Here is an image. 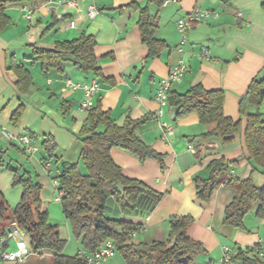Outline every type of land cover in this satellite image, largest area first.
<instances>
[{
    "label": "crops",
    "instance_id": "obj_1",
    "mask_svg": "<svg viewBox=\"0 0 264 264\" xmlns=\"http://www.w3.org/2000/svg\"><path fill=\"white\" fill-rule=\"evenodd\" d=\"M74 1L79 8L59 0H43L37 8L28 2L7 7L11 24L0 34V157L4 153V162L14 160L15 154L19 161L25 158L26 168L30 166L37 173L43 186L50 179L40 149L45 137H51L57 146L54 159L58 164L54 165V172L59 171L62 162L79 163L83 145L78 137L89 112L81 110L83 90L70 88L68 82L85 84L96 80L99 90L95 105L100 100L102 109L120 126L127 119L147 118L138 135L163 158L162 164L155 159L141 163L126 150L111 151L126 177L164 195L149 221L146 217L119 214L118 218L124 222L146 225L145 232L139 234L144 241L138 242L166 241L170 219L185 216L194 219L189 237L204 248L203 253L196 255L195 264H219L224 246L231 247L236 254L239 249L264 242V220L256 217V208L245 217L243 230L224 223L226 208L237 193L234 187L218 186L205 203L197 198L195 184L197 177H209L212 161L224 159L236 162L231 168V178L240 181L251 178L256 187L264 186V175L254 171L248 161L247 120L241 119L239 113L240 101L252 81L264 77V0H170L167 5L164 0L161 6L146 0ZM135 1L141 8L148 7L158 25L156 38L166 45L153 60L146 61L148 49L141 41L139 10L128 8ZM91 5L98 12L95 19L88 17ZM197 9L216 17L211 15L196 23L181 47L177 23ZM27 12H33L31 21L25 18ZM71 22H76L75 28L70 27ZM83 35L96 41L99 77L74 67L70 61L63 74L56 70L43 73L39 65L31 64L33 46L53 50L57 42ZM204 50L208 58L203 56ZM181 59L188 70L180 82L172 85L171 91L183 94L197 85L208 91L222 90L224 115L242 123L241 133L231 144H223L219 138L204 139L212 127L201 124L196 114L176 119V111L168 105L163 116L156 119L160 110L155 99L159 83ZM14 62L24 65L32 74L34 85L25 93L16 87L18 78L10 70ZM20 107L24 113L14 124L12 118ZM250 112L264 114V103L259 109L250 108ZM162 124L171 126L173 134L168 136ZM3 130L14 138L7 140ZM30 135L35 137L34 153L21 141ZM1 177L3 183L11 174L5 171ZM55 202L60 203L57 198Z\"/></svg>",
    "mask_w": 264,
    "mask_h": 264
},
{
    "label": "trees",
    "instance_id": "obj_2",
    "mask_svg": "<svg viewBox=\"0 0 264 264\" xmlns=\"http://www.w3.org/2000/svg\"><path fill=\"white\" fill-rule=\"evenodd\" d=\"M161 6L164 0H146ZM31 3L39 7L43 0H0V34L11 24L7 7L15 3ZM128 8L139 10L138 27L142 44L148 49L146 61L160 56L166 48L164 42L156 38L158 25L152 19L148 7L141 8L138 1ZM96 41L92 36L83 35L71 41L55 44L53 50H45L33 46L32 65H39L43 73L56 70L65 72V65L70 61L74 67L93 72L99 77L95 54ZM12 70L18 78L16 87L25 93L33 87L31 72L24 66L12 63ZM105 82V81H104ZM109 82V81H108ZM107 83V81H106ZM225 94L222 90L208 91L201 85L192 87L186 93L168 92L169 106L176 111V119L196 114L200 123L212 129L203 136L204 139L219 138L223 144H231L235 136L242 131L241 120L235 122L224 115ZM264 103V77H256L241 99L239 113L241 119L246 118V148L249 163L254 171L264 175V114L251 113L250 108L259 109ZM24 113L20 107L12 118L16 124ZM148 119H127L123 125H117L109 112L102 109L101 101L89 111L87 122L79 134L83 149L80 162L71 164L62 162L58 172H54V159L57 149L51 137L41 142L42 162L54 172V180L59 182L57 190L63 194L60 202L65 218L68 219L75 234L82 238L84 252L75 257L62 255L65 242L61 240L58 226L49 223L48 214L41 201L42 186L33 179L30 173L22 174L10 165L6 169L14 174V185L23 187V195L16 208H11L0 193V261L9 246L8 230L17 225L27 236L32 253L42 255L45 251L53 252L48 264H86L85 257L96 253L108 240L113 241L116 253L120 254L126 264H195L196 255L203 253L201 243L192 240L189 229L194 219L172 217L169 221V236L166 241L151 243L136 242L130 233L142 224L133 225L119 218L107 216L108 203L114 200L120 214L136 217H148L162 201L164 195L143 182L128 178L123 174L121 166L111 156L114 148L126 150L143 163L147 159H155L161 164L163 158L148 146L138 135V131ZM31 144L33 135L27 136ZM4 153L0 157V173L4 169ZM81 164L84 166L81 169ZM235 161L214 160L209 165V177L195 179L196 195L202 202H209L215 189L220 185L232 186L236 196L226 208L224 223L243 230L245 217L256 208V217L264 220V186L258 188L251 178L240 181L231 178V168ZM29 175V176H28ZM228 183L225 184V181ZM124 187L121 193L117 185ZM259 244L253 248L239 249L232 259V264H264L260 257ZM18 264V263H14ZM39 264V263H38ZM43 264V263H41Z\"/></svg>",
    "mask_w": 264,
    "mask_h": 264
},
{
    "label": "built area",
    "instance_id": "obj_3",
    "mask_svg": "<svg viewBox=\"0 0 264 264\" xmlns=\"http://www.w3.org/2000/svg\"><path fill=\"white\" fill-rule=\"evenodd\" d=\"M173 2H177V0H172ZM62 4H67L71 7L79 8V4L77 1L72 0H59ZM170 0L165 1V5L169 4ZM79 12V11H78ZM98 15L97 9L94 5H91L88 8V17L91 19H95ZM211 13L202 11V10H195L194 12L186 15L184 18L180 19L177 23V30L181 36L180 46L183 47L186 44V40L188 37L189 31L193 28V26L201 22L204 19L211 17ZM216 17V15H213ZM25 18L29 21L33 18V12H27ZM60 19V17H59ZM71 28L76 27V22L70 23ZM203 56L208 58V52L203 51ZM188 66L187 63L181 59L179 60L169 72V75L162 79L159 83L158 90L156 92L155 99L160 106V110L156 114V119L159 120L160 117L163 116V109L169 105L168 100V92L170 91L172 85L174 83L180 82L185 74L187 73ZM68 86L74 90L82 89L84 92V101L81 104V110L85 112H89L95 105V95L96 92L99 90V83L94 80L89 83L85 84H74L72 82H68ZM164 129L167 130V135L173 134V129L171 126L167 124L161 125ZM2 135L7 139H13V135L5 130L2 131ZM24 146L28 149L29 152L34 153L37 151L36 147H33L31 142L27 137H23L21 139ZM46 168L50 169L51 164L47 163ZM228 183V180L225 181V184ZM54 186L58 188L59 182L54 180ZM63 194L59 192V196L57 198V202H61ZM150 217H146V221H149ZM146 230V225L142 224L141 227H138L136 231L130 233L131 238H136L139 234L144 233ZM26 233L20 229L17 225H13L10 228V232H8L7 240L15 241L16 242V250L14 252L6 253L3 256V261L11 262V263H18V264H25L28 258L32 254V250L29 246L28 240H26ZM259 250H261L260 257L264 259V242L259 244ZM116 255L114 243L111 240H108L103 244V246L94 254L87 255L85 257L86 264H105L111 258ZM235 255L234 250L229 246H224L222 249V258L219 264H232V259Z\"/></svg>",
    "mask_w": 264,
    "mask_h": 264
},
{
    "label": "rangeland",
    "instance_id": "obj_4",
    "mask_svg": "<svg viewBox=\"0 0 264 264\" xmlns=\"http://www.w3.org/2000/svg\"><path fill=\"white\" fill-rule=\"evenodd\" d=\"M8 165H10L14 169H18L22 174H25V172L30 173L31 177L35 179L37 183L41 184V182H40V177L37 175V173L34 170L30 168V166L29 169L26 168L25 158L22 161H19V159L17 158V154H15L14 160L6 159L4 162V169L0 173V177L6 171L8 172V174L9 173L11 174V178L7 177L6 179H3L4 181L3 183L2 180L0 179V193L5 197L9 206L14 209L21 201V197L23 195V187L20 185H14V174L6 169ZM83 168L84 166L81 164V169ZM54 174H55L54 172L50 173L49 175L50 179L48 178L49 183H47L46 186H43L41 184L42 206L44 211H46L48 214L49 223L51 225L58 226L60 238L62 241L65 242L62 255L66 257H75L80 253L84 252L83 240L82 238H79L75 234L71 222L65 218L61 204L55 202V199L58 198L59 196V191L54 187V179H53ZM119 214L120 213L117 209L116 202L114 200H110L108 203L107 216L112 218H118ZM135 241L136 242L144 241V238L143 236L139 235L138 238H135ZM12 243L13 245H16V242L14 240L12 241ZM13 245L8 246L6 253L14 252L16 250ZM52 256H53V252L51 251H45L44 254L42 255H35L32 253L25 264H38V263L48 264ZM0 264H14V263L4 262L2 260L0 261ZM105 264H126V263L123 257L120 254L116 253V255Z\"/></svg>",
    "mask_w": 264,
    "mask_h": 264
},
{
    "label": "water",
    "instance_id": "obj_5",
    "mask_svg": "<svg viewBox=\"0 0 264 264\" xmlns=\"http://www.w3.org/2000/svg\"><path fill=\"white\" fill-rule=\"evenodd\" d=\"M117 189H119L121 193L124 192V187L122 185H120V184L117 185ZM8 232H10V229L8 230Z\"/></svg>",
    "mask_w": 264,
    "mask_h": 264
}]
</instances>
